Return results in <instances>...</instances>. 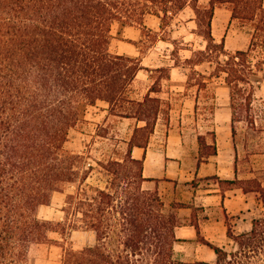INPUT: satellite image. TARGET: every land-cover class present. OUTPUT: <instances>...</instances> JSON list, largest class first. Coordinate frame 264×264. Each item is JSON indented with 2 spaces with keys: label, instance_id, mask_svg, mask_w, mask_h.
Returning a JSON list of instances; mask_svg holds the SVG:
<instances>
[{
  "label": "trees",
  "instance_id": "1",
  "mask_svg": "<svg viewBox=\"0 0 264 264\" xmlns=\"http://www.w3.org/2000/svg\"><path fill=\"white\" fill-rule=\"evenodd\" d=\"M172 1L0 0V264H29L31 246L47 242L49 232L71 229L92 231L94 243L66 250L61 264H186L173 255L178 205H165L156 189L143 187L156 180L145 178L143 159L131 155L133 147L146 146L138 134L155 121L156 99L137 101L128 95L144 67L138 59L109 51L114 23L151 34L146 18H158L164 29L167 12H172L166 5ZM180 1L178 10L187 2L192 10L197 8L195 30L205 41L204 49L194 51L185 63L192 67L202 62L191 63L192 57L214 53L212 76L229 87L235 135L234 103L251 104L250 79L264 68L262 0H210L204 7L197 0H174ZM223 2L232 4V19L253 24L246 49L226 52L223 39L216 43L212 37L214 8ZM220 55L227 59L220 61ZM98 101L115 115L135 117L146 126L134 129L123 157L91 164L85 154L67 151L65 143L80 106ZM212 139L206 146L198 138V161L216 153ZM219 183L255 191L264 207V188L258 182ZM56 192L64 193L61 221L45 220L38 211ZM227 235L237 252L228 254L199 239L215 253L214 264H264V214L241 235H234L227 224Z\"/></svg>",
  "mask_w": 264,
  "mask_h": 264
},
{
  "label": "crops",
  "instance_id": "2",
  "mask_svg": "<svg viewBox=\"0 0 264 264\" xmlns=\"http://www.w3.org/2000/svg\"><path fill=\"white\" fill-rule=\"evenodd\" d=\"M209 1L206 0L205 4L208 5ZM219 4L223 5L215 6L211 20V34L215 42L223 39L228 30H231L228 26H231L235 20L231 18V9L226 8V4L229 3ZM262 6L264 7V0ZM188 7L190 8L189 2L178 13L182 14ZM152 18L156 19V23L150 26L147 21ZM182 20L185 25L193 24L192 29H196L195 20L191 16ZM159 24L160 20L154 16L146 18L145 26L150 33H163L165 29L171 32L179 25L172 22L164 29H160ZM189 34L200 37L191 29ZM156 37V40L151 42V46L143 48L142 44L147 40L141 28L119 24L110 38L109 51L112 54L138 59L144 67L136 74L130 85L132 86L144 72L147 79L144 93L137 99L131 98L141 101L149 96L156 99L158 107L157 117L149 129L146 146L133 147L131 155L134 159H143L142 174L145 178L154 179L158 184H167L158 188L165 205H178L175 209L179 226L174 229V236L177 239L173 245L174 258L186 264H214L215 253L199 239H204L223 250L234 247L235 242L227 235V224L234 235H241L249 232L252 221L261 218L264 214V207L255 191L243 192L236 185L225 186L219 183V181H237L243 186H248L253 182L251 184L253 186L256 181L264 188V151H248L252 142L254 146L264 145V137H262L264 127L257 130L259 133L257 138L251 137L250 131L246 132L239 146L236 143V135H232L231 132L229 87L222 78L218 80L210 73L208 77L201 75L203 73L200 74L198 70L202 63L192 67L185 63V60L197 51L192 47V43L188 44L192 47L190 49H179L177 54L180 61H177L173 42L164 40L159 34H156ZM182 40L188 42L186 36L182 37ZM159 44L163 47H158ZM204 47L205 45L201 46L202 49L199 50H203ZM164 60L170 61V64L165 65L162 62ZM162 71H166V77H158ZM189 71L194 72L196 77L201 79L200 83L196 82V79L190 83ZM154 74L155 77H152ZM250 80L253 85V101L257 99L264 102V68ZM174 92L179 96L176 119L173 120L169 113L165 120L162 118L161 108L163 100L166 102L169 98H165L164 95ZM206 92L208 95H204ZM204 97L210 100L212 97L213 107L209 117L201 120L202 114H198V110L202 102L204 104ZM217 99H223L222 103L217 105ZM98 104L100 107L96 109V117L101 119L102 124L107 123L111 117H116L126 124L129 137L124 140L125 145L135 128L146 126L144 121L135 117L112 114L104 102ZM254 123L256 124V119ZM199 137L204 140L206 146L212 145L214 138L216 147L214 155L201 157L200 161H198ZM209 137L210 142L207 141ZM202 148L204 151L207 150L206 147H201V151ZM166 186L168 189L165 191ZM161 189L164 191H160ZM53 263L54 261L42 258L29 262V264ZM56 264H61V261L58 260Z\"/></svg>",
  "mask_w": 264,
  "mask_h": 264
},
{
  "label": "rangeland",
  "instance_id": "3",
  "mask_svg": "<svg viewBox=\"0 0 264 264\" xmlns=\"http://www.w3.org/2000/svg\"><path fill=\"white\" fill-rule=\"evenodd\" d=\"M206 0H200V2H197V5L199 7L207 6L205 4ZM167 4L166 6L171 9V12L168 11L167 15L170 16V19L167 21H163L165 25H169L170 23H176L178 25V28L175 30L172 29L171 32H168L167 29L163 33L156 32V34H159L161 38H164L166 40H169L170 42H173V46L175 49V57H177V61L179 60V56L177 53H179V49L182 48H195L196 50L202 49L201 46L205 45V41L201 39L200 37H196V35H190V29L194 32L196 30L192 29L193 24L185 25L184 21L182 19H186L187 16H191L192 19H195L196 17V10H192V8L188 7L185 12L182 14L178 13L177 5H179L180 2H174ZM195 4V3H193ZM223 5V4H222ZM220 4H217V6H222ZM225 5V4H224ZM226 8L229 10L232 8V4H226ZM167 9V10H169ZM200 9V8H198ZM223 13H225L222 10ZM217 11V15H218ZM161 15V14H160ZM198 19V18H197ZM172 20V21H171ZM150 26L155 25L156 19L152 18L151 20L147 21ZM181 22V23H180ZM233 24L231 26H228V29L231 28V30L224 35L223 37V46L224 50L226 52H234L238 49H246L250 33L252 31L253 24L248 21H243L239 19H235ZM119 24L122 23H114L111 28V37L113 36V32H115L116 28ZM124 25V24H123ZM166 25V26H167ZM113 30V32H112ZM199 32L201 33V30L199 29ZM186 36V39L188 40L187 43H185L182 40V37ZM144 37H146V42L142 44L143 48H147L148 46H151V42L153 40H156L155 36H153V33L149 34L147 32L144 33ZM154 38V39H153ZM145 39V38H144ZM221 39L216 40V43H219ZM192 43V47H190L188 44ZM158 47H163L162 44H159ZM211 55V58H210ZM209 56L204 57H192L191 63L202 60V66L199 68L198 71H200L201 75H204L208 77L209 73L212 76V73L215 69V61L217 60L214 53L210 54ZM227 57L225 55H220L219 60L224 61ZM165 65L170 64V61L164 60L162 61ZM189 78L190 83H193V79H196V82L200 83V78L196 77L195 73L192 71H189ZM166 71H162L158 77H166ZM152 77H155V74L152 75ZM218 80L220 78H217ZM163 82L162 80L160 81ZM147 79L143 74L140 75V77L137 79V81L130 86L128 95L132 97L133 99H137L140 97L141 94L144 93V90L146 88ZM208 91V90H207ZM208 95V92L206 94ZM212 95V92H211ZM164 97L169 98L168 100H163L164 103H162V112L165 120L167 119V114L171 113V117L173 120L176 119V113H177V98L179 97L176 95V93H166ZM207 97V96H206ZM206 97L203 98L204 104L199 106L198 114H202L201 120L209 117L210 110L213 107V101L212 97L210 99H206ZM223 99H217L216 104L219 105L222 103ZM100 102V101H98ZM98 102L95 103L93 106H80V113H79V119L75 126L71 128L68 132V140L65 143V149L70 152L75 153H83L85 154L87 163L94 164V161L96 160H103L107 159L109 157H123L127 148V145L123 144L124 140L129 137L128 133L126 132V124L122 123L120 119L116 117H111L107 123H101V119L96 117V109H98L100 106ZM235 101L234 103V128H235V135H236V143L241 146V138L242 136L246 135V132L250 131L249 134L251 137L257 138L259 133L257 130H260L264 127V102L261 100H255L251 102L250 105L245 104L244 102ZM106 104V103H105ZM107 105V104H106ZM155 107H157V104H154ZM158 108V107H157ZM171 110V112H170ZM111 112V111H110ZM112 114H115L116 112H111ZM101 115V114H100ZM104 115V114H102ZM254 119H256V124L254 123ZM151 123L145 128V130L138 134L140 136V140L145 141L148 140L149 137V129H150ZM251 129V130H249ZM264 137V136H262ZM208 142L211 141V138L209 137L207 139ZM147 142V141H146ZM250 152H260L264 151V145L254 146L253 142L250 148L248 149ZM94 183H96L93 180ZM167 184H158L157 181L155 182H145L143 183V187L154 190L156 189L158 194L159 193V186ZM168 189V186L165 187V191ZM160 191H164L161 189ZM64 199V193L56 192L52 195L51 203L47 206L40 207L38 211V215L45 219L50 221H61L62 213L60 212L62 203ZM84 229H76V230H66L62 233V231L59 230V232H49L48 233V241L45 243L33 245L30 248L29 251V262L32 260H36L39 258L42 259H49L51 261H54L53 264H56L58 260H62V257L66 250H73L77 251L84 247L90 246L94 243V234L92 231H87ZM228 254L237 252V246L234 247H228L225 250ZM60 256V257H59ZM229 259V257H228ZM258 262V261H257ZM256 262V263H257ZM260 261L257 263L259 264Z\"/></svg>",
  "mask_w": 264,
  "mask_h": 264
}]
</instances>
